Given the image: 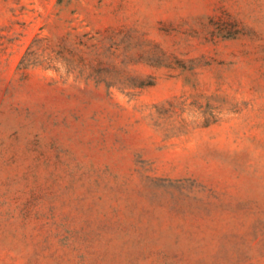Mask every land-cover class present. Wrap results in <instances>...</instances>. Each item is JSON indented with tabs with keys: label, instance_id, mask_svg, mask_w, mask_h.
Masks as SVG:
<instances>
[{
	"label": "rangeland",
	"instance_id": "1",
	"mask_svg": "<svg viewBox=\"0 0 264 264\" xmlns=\"http://www.w3.org/2000/svg\"><path fill=\"white\" fill-rule=\"evenodd\" d=\"M0 264H264V0H0Z\"/></svg>",
	"mask_w": 264,
	"mask_h": 264
}]
</instances>
